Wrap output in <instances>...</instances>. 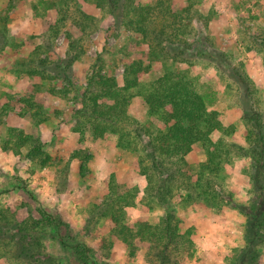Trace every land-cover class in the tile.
Segmentation results:
<instances>
[{
  "label": "rangeland",
  "instance_id": "374dc122",
  "mask_svg": "<svg viewBox=\"0 0 264 264\" xmlns=\"http://www.w3.org/2000/svg\"><path fill=\"white\" fill-rule=\"evenodd\" d=\"M43 1L0 0V28L6 30L8 43L0 52V225L3 223V232H9L4 225L8 221L15 224V219L22 222L30 216L39 218L43 209L68 225V229L63 228L62 237L70 245L88 248V255L93 257L92 260L81 258L74 247L46 238L45 251L58 258L57 264H152L147 259L150 244L137 240L135 248H130L114 234V224L106 216L107 188L115 178L122 191L131 189L137 193L135 204L127 209L128 223L158 224L166 212L173 211L182 220L183 228L193 229V255L180 258L179 264H228L234 248L244 242L246 217L240 207L251 196V185L245 174L250 160L233 155L227 165L224 201L218 206L208 207L200 201L183 204L179 197L169 206L153 203L146 195L147 179L139 170L136 154L120 150L116 135L110 133L96 139L90 128L84 134L75 130L73 115L81 105L73 87L62 79L43 80L28 74L31 65L48 59V55L50 60L63 57L67 51L64 35L54 41L52 52L39 48L50 24L57 18L56 12L45 10ZM138 1L161 3V8L169 7L172 12L185 15L186 8L190 9L193 23L183 38L192 44V49L187 52L189 62L182 65L196 78L209 108L220 112L226 127L235 128L234 133L224 136L226 140L246 145L239 106L241 92L236 82L240 84L238 74L245 71L264 106V47L255 40L264 39V0ZM78 6L97 17L98 26L86 40V54L74 65V83L84 87L93 67L100 64H104L103 73L113 74L121 81L129 57L145 55L147 45L133 51L130 47L140 41V36L125 27L111 26L110 18L91 3L82 1ZM35 51L39 52L38 56L34 55ZM162 65L155 64L146 79L161 75ZM37 85L44 88L37 91ZM54 86L61 92H69L51 94L49 88ZM30 95H35L36 102L43 106L42 115L30 109L27 104ZM130 113L141 121L147 119L146 107L141 101H134ZM22 132L43 143V150L52 156L49 165L41 167L38 159L28 156L32 145L20 144ZM220 136V133L215 135ZM206 158L204 149L196 144L187 161L195 166ZM82 165L85 168L81 171ZM0 264H29L13 253L11 242L1 234ZM257 264H264V244Z\"/></svg>",
  "mask_w": 264,
  "mask_h": 264
},
{
  "label": "trees",
  "instance_id": "16d2710c",
  "mask_svg": "<svg viewBox=\"0 0 264 264\" xmlns=\"http://www.w3.org/2000/svg\"><path fill=\"white\" fill-rule=\"evenodd\" d=\"M82 1L104 12L111 26L125 27L140 36V41L130 49L136 51L139 46L147 45L145 55L129 57L121 81L113 74L103 73L104 64H100L93 67L84 87L74 83V65L86 54V40L98 26L97 17L77 8ZM43 3L46 11L56 12L57 18L50 24L39 48L52 52L54 41L64 35L67 51L57 59L50 60L49 55L39 63L34 59L37 64L31 65L28 74L43 80L62 79L73 87L81 105L73 115L75 130L84 134L90 128L96 139L110 133L116 135L120 150L136 154L139 170L147 179L146 195L153 203L169 206L179 197L183 204L200 201L208 207L218 206L224 201L227 165L233 155L250 160L245 174L251 185V196L240 207L246 217L244 242L234 248L228 264H257L264 244V106L247 73H237L240 84L236 82L241 92L239 106L245 128L246 145L242 146L226 140L224 136L234 133L235 128L226 127L220 112L209 108L196 78L182 65L189 62L187 52L192 49V44L183 38L193 23L189 8L185 15L174 13L169 7L161 8V3L138 0H44ZM255 40L264 47V39ZM7 44V32L0 28V52ZM38 54L35 51L34 55ZM157 63L163 64V73L148 81L146 76ZM43 88L44 85L36 86L37 91ZM49 92L66 95L69 91L61 92L54 86ZM135 100L146 107L145 121L130 113ZM27 104L42 115L43 106L36 102L35 95L29 96ZM218 133L221 136L216 138ZM19 140L20 144L32 145L28 156L38 159L41 167L51 163L52 156L43 150L39 139L22 132ZM196 144L204 149L207 158L194 166L188 163L187 156ZM86 159L85 156L84 162ZM84 168L82 165L81 171ZM108 186L104 203L106 216L114 224V234L126 245L133 249L137 240L148 242L147 259L152 264L172 261L179 264L180 258L193 255V229L183 228L175 212H166L158 224L128 223L127 209L135 204L137 193L131 189L122 191L115 178ZM14 223L4 224L8 233L3 232L2 223L0 234L9 239L13 253L29 264H57L58 258L45 251L46 238L74 247L81 258L93 259L88 255V248L70 245L62 237L63 228L68 229V225L43 209L39 218L30 216L22 222L15 219Z\"/></svg>",
  "mask_w": 264,
  "mask_h": 264
}]
</instances>
